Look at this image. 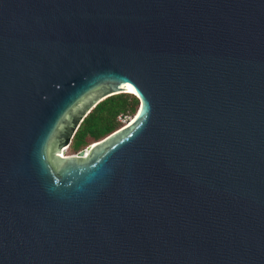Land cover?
Returning <instances> with one entry per match:
<instances>
[{"label":"water","instance_id":"obj_1","mask_svg":"<svg viewBox=\"0 0 264 264\" xmlns=\"http://www.w3.org/2000/svg\"><path fill=\"white\" fill-rule=\"evenodd\" d=\"M0 264H264V0H0Z\"/></svg>","mask_w":264,"mask_h":264},{"label":"trees","instance_id":"obj_2","mask_svg":"<svg viewBox=\"0 0 264 264\" xmlns=\"http://www.w3.org/2000/svg\"><path fill=\"white\" fill-rule=\"evenodd\" d=\"M137 105L138 100L130 94L115 95L98 103L83 119L74 134L73 148L78 150L87 139H93L91 144H94L118 130L121 126L117 121L118 116H130L136 111Z\"/></svg>","mask_w":264,"mask_h":264},{"label":"rangeland","instance_id":"obj_3","mask_svg":"<svg viewBox=\"0 0 264 264\" xmlns=\"http://www.w3.org/2000/svg\"><path fill=\"white\" fill-rule=\"evenodd\" d=\"M137 107H138V105H137ZM137 107H136V110H137ZM135 113H136V111L133 113V114H131L130 116H128L127 118L129 119V118H132V117H134L135 116ZM126 118V119H127ZM123 119V118H122ZM125 120V119H124ZM117 121L121 124V126H120V128H122V127H124L125 125H123L122 124V122H120L118 119H117ZM119 128V129H120ZM93 141V139H87L86 140V143L83 145V146H81L80 148H78V150H75L74 148H73V140H71V142H70V144H69V146L67 147H65V148H67V150L65 151V155H76L79 151H81V150H85V149H87L89 146H91V145H93V144H91V143H93L92 142Z\"/></svg>","mask_w":264,"mask_h":264},{"label":"built area","instance_id":"obj_4","mask_svg":"<svg viewBox=\"0 0 264 264\" xmlns=\"http://www.w3.org/2000/svg\"><path fill=\"white\" fill-rule=\"evenodd\" d=\"M122 118H123V119H122ZM126 118H127V117H121V116H118L117 119H118L119 121L121 120L120 122H122L123 125H126V124L129 123V120L131 119V118H129V119L127 118V119H126ZM124 119H125V120H124Z\"/></svg>","mask_w":264,"mask_h":264},{"label":"bare ground","instance_id":"obj_5","mask_svg":"<svg viewBox=\"0 0 264 264\" xmlns=\"http://www.w3.org/2000/svg\"><path fill=\"white\" fill-rule=\"evenodd\" d=\"M129 94H131V93H129ZM133 120V118H131L130 120H129V123L131 122ZM127 125V124H126ZM96 143H94L93 145H95ZM92 145V146H93ZM67 150V148H65V150H64V152H63V154L61 155V156H65V151Z\"/></svg>","mask_w":264,"mask_h":264}]
</instances>
